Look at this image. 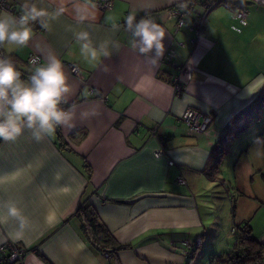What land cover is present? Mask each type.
<instances>
[{
  "label": "crops",
  "instance_id": "0c3cea01",
  "mask_svg": "<svg viewBox=\"0 0 264 264\" xmlns=\"http://www.w3.org/2000/svg\"><path fill=\"white\" fill-rule=\"evenodd\" d=\"M14 1L20 15L25 3L64 9L49 29L32 23L27 47L2 48L22 73L29 70L25 59L31 52L41 64L50 54L58 57L71 85L65 109L72 118L40 141L28 130L14 142L0 140V212L15 203L28 222L22 239L10 235L18 220L0 224V245L24 246L22 264H194L199 236L219 238L213 233L221 229L219 216L210 204L215 196L203 193L218 180L227 202L236 195L235 224L252 234L257 223L264 232L262 219L253 221L264 210V117L258 115L264 104V80L258 79L264 77V0H225L212 7L198 38L187 24L177 29L176 19L165 13L193 0H112L105 10L85 8V0ZM241 3L249 19L235 31L232 12ZM78 4L88 17L83 22L77 20ZM130 13L160 24L163 55L174 46L175 66L130 48L124 24ZM81 30L89 31L99 50L95 61L81 55L74 39ZM70 63L80 76L71 73ZM177 75L184 86L178 95L172 83ZM188 106L213 115L206 133L186 132L181 116ZM229 163L232 170L224 175ZM230 187L237 193L227 194ZM86 199L126 248L105 256L91 245L75 215ZM185 241L193 245L191 256L184 255Z\"/></svg>",
  "mask_w": 264,
  "mask_h": 264
},
{
  "label": "clouds",
  "instance_id": "9594fccd",
  "mask_svg": "<svg viewBox=\"0 0 264 264\" xmlns=\"http://www.w3.org/2000/svg\"><path fill=\"white\" fill-rule=\"evenodd\" d=\"M95 8L91 0H85L83 7ZM81 5L76 6L77 20L83 22L88 17L81 13ZM61 7L55 11L38 7L36 3H25L22 14L17 17L11 13H0V48L5 45L27 47L32 39V23L40 22L45 29L50 28V22L57 20L63 13ZM126 31L130 33L129 45L145 58L153 62L163 56L165 33L160 24L148 16L137 20L130 13L124 21ZM115 28L116 25H113ZM74 39L80 46L81 55L91 62L98 57V48L93 45L91 35L87 30L74 32ZM103 55H109L103 52ZM34 70L27 80L21 78L13 59L0 56V140L16 141L25 130L31 132L33 139L42 140L52 136L60 126L69 124L72 115L65 108L71 85L64 70L62 61L50 54L44 63L32 61ZM258 79L264 80V77ZM259 88L256 89L258 91ZM249 96L254 92L248 91ZM6 213L0 212V224L9 218H15L19 227L14 239H22L28 226L27 219L15 203L4 206Z\"/></svg>",
  "mask_w": 264,
  "mask_h": 264
},
{
  "label": "built area",
  "instance_id": "2783aa9c",
  "mask_svg": "<svg viewBox=\"0 0 264 264\" xmlns=\"http://www.w3.org/2000/svg\"><path fill=\"white\" fill-rule=\"evenodd\" d=\"M218 1H212L211 3H204L202 5L201 0H193L184 4H175L173 6L165 8V13L167 18L176 19V28L179 29L183 25L187 24L188 29L194 34L195 37H200L204 31V22L207 13L217 4ZM93 4L95 7L105 10L112 6V0H94ZM202 5L204 10L202 13L198 11V6ZM16 7V3L14 0H0V12L3 10L8 11L14 16L19 17L20 14L14 9ZM232 19L234 24L232 25V29L235 31H240L242 26H245L248 23V11L246 6L241 3L235 6L232 12ZM42 29H45L41 27ZM193 43L196 42V39H191ZM183 44L182 42L180 43ZM0 56H7L3 48H0ZM176 56V49L174 46H171L167 49L165 54L163 55L162 60L171 65L175 66L174 58ZM36 61L41 64V57L34 52L29 53L26 56L25 62L28 66V71L23 73L27 79L31 75L35 65L32 61ZM71 73L76 76H80V69L75 63H70L68 65ZM20 71V70H19ZM173 87L175 89V93L180 94L183 89V82L180 80V76L177 75L173 78ZM94 93V89H89V94ZM61 107L66 108V104L61 105ZM181 120L183 121L186 132L189 134H203L208 130L209 125L213 122V115L210 112L201 111L195 107L188 106L184 110ZM156 154L163 153L162 150L158 149L155 151ZM172 163V161H170ZM178 182H183V178L178 177ZM232 233L234 234V242L233 247H237L239 244L238 241V232H240L238 226H233L231 228ZM244 237H249V234L244 232ZM256 241L260 244L261 249L258 254L252 255L250 259H252L251 264H264V236L257 238ZM184 255L191 256L193 253V245L188 241L184 243ZM105 256H108L107 253H104ZM25 255V247L19 246L16 243L5 242L0 245V264H22L23 258ZM232 264V263H225Z\"/></svg>",
  "mask_w": 264,
  "mask_h": 264
},
{
  "label": "trees",
  "instance_id": "16d2710c",
  "mask_svg": "<svg viewBox=\"0 0 264 264\" xmlns=\"http://www.w3.org/2000/svg\"><path fill=\"white\" fill-rule=\"evenodd\" d=\"M215 1V0H211ZM217 5L225 0H216ZM259 138L262 143H264V129L259 133ZM86 173L88 177L91 174V169L88 165L85 166ZM75 215H77L82 222L81 230L83 235L89 240L91 245L97 250L107 253L108 255H114L119 249L126 248L127 245L120 244L113 237L111 232L106 228L104 223L99 219V215L93 206L90 204L89 200H81L75 210ZM240 232H238L239 244L237 247L231 248L228 253L224 255H212L211 261L213 264H251L252 259L250 257L260 252L261 246L251 236L250 230L246 227H238ZM244 232L249 234V237H244ZM26 251V249H25Z\"/></svg>",
  "mask_w": 264,
  "mask_h": 264
},
{
  "label": "rangeland",
  "instance_id": "374dc122",
  "mask_svg": "<svg viewBox=\"0 0 264 264\" xmlns=\"http://www.w3.org/2000/svg\"><path fill=\"white\" fill-rule=\"evenodd\" d=\"M223 2H221L220 5H222ZM19 66V65H18ZM27 80V78H26ZM261 110L260 112L258 113V115H261L262 117H264V104L261 105ZM256 109H260V107H256ZM224 162L221 164L223 165ZM227 166V165H226ZM230 166H231V163H229V165L224 169L222 168L223 170V174L225 175L226 173H228L230 171ZM228 170V171H227ZM232 170V169H231ZM223 175V176H224ZM222 178V176H221ZM224 178L226 179V177L224 176ZM223 183V182H222ZM222 183L219 182H216L214 186H210L207 188V190H204L203 193L205 192H208V194H210V197L212 196H215L213 197V202L210 204L214 205L213 207V212L214 213H217L218 216H219V224L221 226V229L219 230H216V232L214 231V235L218 236L219 238H215L214 241H212V238L209 233L205 232L204 235H200L199 236V240L195 241V244L198 245L197 249H196V255L194 257V261L193 263L194 264H209L210 262V257H211V254L213 255H222V254H225V253H228V251L231 250L232 248V245H233V242H234V234L232 233L231 231V228L233 226H238L236 225L235 221L232 220V216H231V207H232V201H234V199L236 198V195L235 197L232 198V201L230 202H227L226 201V189L225 188V185H223ZM238 191V190H237ZM237 191L235 192L234 190V187L231 188L230 187V190L227 191V194H236ZM213 194V195H212ZM226 205H228L229 207V210H227V207ZM229 212V216H228V225L225 224V214L227 215V213ZM259 219H262V223H264V210L260 209L258 211H256L255 213V217L253 218V221H258ZM216 224V223H215ZM213 224V225H215ZM257 225V223H256ZM255 225V229L252 230V234L251 236H253L255 239H259V237H262L264 236V232H258V226ZM210 226V225H209ZM207 230V229H206ZM201 231V230H200ZM225 236H228V238H226Z\"/></svg>",
  "mask_w": 264,
  "mask_h": 264
},
{
  "label": "water",
  "instance_id": "95a60500",
  "mask_svg": "<svg viewBox=\"0 0 264 264\" xmlns=\"http://www.w3.org/2000/svg\"><path fill=\"white\" fill-rule=\"evenodd\" d=\"M21 72V71H20ZM22 76H23V73L21 72Z\"/></svg>",
  "mask_w": 264,
  "mask_h": 264
}]
</instances>
